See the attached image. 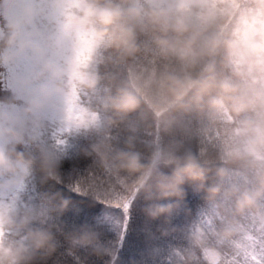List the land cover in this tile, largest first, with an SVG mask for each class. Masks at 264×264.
<instances>
[{"label": "clouds", "instance_id": "1", "mask_svg": "<svg viewBox=\"0 0 264 264\" xmlns=\"http://www.w3.org/2000/svg\"><path fill=\"white\" fill-rule=\"evenodd\" d=\"M134 212L155 264H264V0H0V264H121Z\"/></svg>", "mask_w": 264, "mask_h": 264}, {"label": "trees", "instance_id": "2", "mask_svg": "<svg viewBox=\"0 0 264 264\" xmlns=\"http://www.w3.org/2000/svg\"><path fill=\"white\" fill-rule=\"evenodd\" d=\"M191 191L192 190H189L187 202H188V206L193 211V215H195L201 208L199 204L201 198L198 194L191 193ZM90 210L92 209H89L87 206H85L84 210L78 215L69 213L67 219H69V221H76V222H80L85 219L88 220L93 219L95 217H93ZM99 214H97V219L100 218ZM176 222L177 223L183 222V216L179 217ZM158 223L159 222H156L152 225V230L156 232V235L158 237V239L155 241H149L146 238V235L142 230L143 217L141 216L138 221V227L137 225L134 224L133 231L131 232L130 236L126 238V241H124V235L121 236V240H120L121 241L120 244L122 247V251L120 253L121 264H130L132 260H136L140 262V264H155L151 256L148 255L149 250L153 247V245H159L161 248H165L169 244V238H162L159 236V232L157 231ZM158 264H164L163 256L160 257Z\"/></svg>", "mask_w": 264, "mask_h": 264}, {"label": "snow or ice", "instance_id": "3", "mask_svg": "<svg viewBox=\"0 0 264 264\" xmlns=\"http://www.w3.org/2000/svg\"><path fill=\"white\" fill-rule=\"evenodd\" d=\"M64 191L67 195L71 196L73 200V205L70 209V213L74 215H78L84 210L85 206H89L90 201L86 198L85 194L80 189L79 184L74 185L72 189L65 188ZM82 200L84 201V203H81ZM139 219H140L139 214L134 212L131 223L125 232L124 241H126V238L130 236L131 232L133 231L134 224L137 225L138 227Z\"/></svg>", "mask_w": 264, "mask_h": 264}, {"label": "rangeland", "instance_id": "4", "mask_svg": "<svg viewBox=\"0 0 264 264\" xmlns=\"http://www.w3.org/2000/svg\"><path fill=\"white\" fill-rule=\"evenodd\" d=\"M38 190L35 188V187H33L32 189H31V192H32V194L33 195H36V194H38V192H37ZM191 193H194L193 191H191ZM200 206L202 205V200L200 201ZM198 204V205H199ZM89 209H92V210H90L91 211V213H92V215H93V217H95V218H97V214H99V213H101V207L99 206V205H97L96 207H89V206H87ZM121 240V239H120ZM121 242V241H120ZM119 246H121V244L119 245Z\"/></svg>", "mask_w": 264, "mask_h": 264}]
</instances>
